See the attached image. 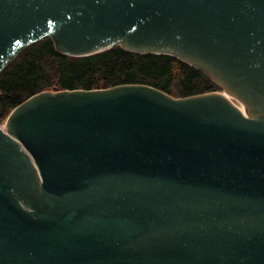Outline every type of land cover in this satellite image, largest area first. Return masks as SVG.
I'll list each match as a JSON object with an SVG mask.
<instances>
[{"label": "water", "instance_id": "water-1", "mask_svg": "<svg viewBox=\"0 0 264 264\" xmlns=\"http://www.w3.org/2000/svg\"><path fill=\"white\" fill-rule=\"evenodd\" d=\"M45 37L69 56L170 54L224 91L128 83L16 106L0 264H264V0H0V73Z\"/></svg>", "mask_w": 264, "mask_h": 264}, {"label": "trees", "instance_id": "trees-1", "mask_svg": "<svg viewBox=\"0 0 264 264\" xmlns=\"http://www.w3.org/2000/svg\"><path fill=\"white\" fill-rule=\"evenodd\" d=\"M141 83L174 97L220 91L208 73L170 54L135 53L120 45L85 56L60 53L51 37L30 44L0 73V123L34 94Z\"/></svg>", "mask_w": 264, "mask_h": 264}, {"label": "rangeland", "instance_id": "rangeland-1", "mask_svg": "<svg viewBox=\"0 0 264 264\" xmlns=\"http://www.w3.org/2000/svg\"><path fill=\"white\" fill-rule=\"evenodd\" d=\"M220 91H224V90L221 89ZM231 98H232L237 104H239V105H241V106L243 107L242 103H240L237 99H235V98L232 97V96H231ZM5 124H6V120L3 121L2 123H0V125H2L3 127H5Z\"/></svg>", "mask_w": 264, "mask_h": 264}]
</instances>
